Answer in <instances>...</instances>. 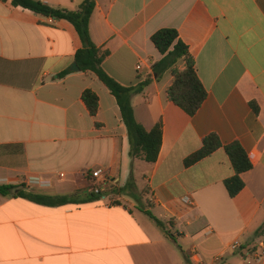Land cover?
Here are the masks:
<instances>
[{
    "label": "crops",
    "instance_id": "crops-1",
    "mask_svg": "<svg viewBox=\"0 0 264 264\" xmlns=\"http://www.w3.org/2000/svg\"><path fill=\"white\" fill-rule=\"evenodd\" d=\"M37 1L78 11L86 0ZM165 28L179 32L208 94L193 117L168 100L171 70L154 71L164 56L152 36ZM90 34L113 79L151 80L132 105L147 131L162 123L159 157L132 158L116 98L95 74L71 70L83 44L70 22L0 0V186L36 177L49 186L30 190L68 196L87 192L84 174L103 167L116 198L48 207L0 194V264H193L195 248L206 264H259L248 254L264 244V0H96ZM86 90L99 97L96 116ZM209 134L239 142L253 164L235 198L224 149L185 165Z\"/></svg>",
    "mask_w": 264,
    "mask_h": 264
},
{
    "label": "trees",
    "instance_id": "trees-1",
    "mask_svg": "<svg viewBox=\"0 0 264 264\" xmlns=\"http://www.w3.org/2000/svg\"><path fill=\"white\" fill-rule=\"evenodd\" d=\"M2 1L11 3L14 7H22L54 20H66L75 27L83 44V47L75 55V62L80 69L79 71L95 74L116 98L121 110L123 123L129 134L131 157L141 158L147 163H155L159 157L162 145V123L157 124L151 131H147L136 120L132 105V98L143 93L145 88L151 83V80H146L135 86H124L104 70V61L108 57L109 52L97 47L90 34V23L96 8V0H86L78 11L52 8L37 0ZM152 42L164 56L154 66L155 73L160 77L164 71L171 70L173 75V83L167 90L168 100L185 111L189 116H195L207 99L208 94L197 75L196 64L189 54L187 45L179 39V32L172 28L157 31L152 36ZM181 60L186 63L184 69H180L177 66ZM68 73L70 71L64 72L60 77H64ZM82 99L90 114L96 116L99 110V97L97 94L91 90H86L82 95ZM252 107L255 114H258V106L253 103ZM219 149L225 150L235 171L234 176L225 181V187L229 196L235 198L245 187L242 175L253 169V164L247 152L239 142L236 141L223 145L216 134H209L204 138L201 149L185 160V165L187 167L193 166ZM30 189L24 185L0 186V194L2 196L13 195L14 197L25 198L48 207L99 200V197L92 195L89 191H78L68 196H50L38 194ZM146 214L157 227L166 233L167 225L165 223L157 219L150 212ZM166 234L168 237L173 238L171 234ZM256 234L264 235V225Z\"/></svg>",
    "mask_w": 264,
    "mask_h": 264
},
{
    "label": "built area",
    "instance_id": "built-area-1",
    "mask_svg": "<svg viewBox=\"0 0 264 264\" xmlns=\"http://www.w3.org/2000/svg\"><path fill=\"white\" fill-rule=\"evenodd\" d=\"M138 70L142 69L141 65H138ZM61 178H64V174H61ZM84 178L87 181L88 191L92 195L99 197V201L105 202L106 206H112L116 203V198L114 195V186L115 180L109 177V172L103 167H97L94 170L85 173ZM23 185L26 188H44L49 186L47 182L40 178L30 177L23 182ZM187 203H191L189 198H185ZM242 247L239 241L233 242L230 246V249L237 251ZM248 257L253 258L254 262L259 264L264 263V244L261 246V249L253 253H249ZM191 262L193 264H206V262L201 257L200 252L195 248L192 251L190 256ZM222 260L221 257L215 258V263H218ZM250 263V261H249Z\"/></svg>",
    "mask_w": 264,
    "mask_h": 264
},
{
    "label": "rangeland",
    "instance_id": "rangeland-1",
    "mask_svg": "<svg viewBox=\"0 0 264 264\" xmlns=\"http://www.w3.org/2000/svg\"><path fill=\"white\" fill-rule=\"evenodd\" d=\"M62 189H63V191H67V186H64V187H62ZM41 192H43V193H48V194H54V191L53 190H51V189H41ZM63 193H65V194H72L73 192H63Z\"/></svg>",
    "mask_w": 264,
    "mask_h": 264
},
{
    "label": "water",
    "instance_id": "water-1",
    "mask_svg": "<svg viewBox=\"0 0 264 264\" xmlns=\"http://www.w3.org/2000/svg\"><path fill=\"white\" fill-rule=\"evenodd\" d=\"M71 70L72 71H79L80 70L78 65H77V63H74V65L72 66Z\"/></svg>",
    "mask_w": 264,
    "mask_h": 264
}]
</instances>
